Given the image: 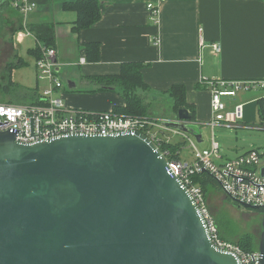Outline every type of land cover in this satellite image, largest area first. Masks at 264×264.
<instances>
[{
	"label": "water",
	"instance_id": "1",
	"mask_svg": "<svg viewBox=\"0 0 264 264\" xmlns=\"http://www.w3.org/2000/svg\"><path fill=\"white\" fill-rule=\"evenodd\" d=\"M190 120L180 108L163 124L200 142ZM15 137L0 130V264H241L213 245L193 197L144 134ZM239 204L263 209L264 264V207Z\"/></svg>",
	"mask_w": 264,
	"mask_h": 264
},
{
	"label": "crops",
	"instance_id": "2",
	"mask_svg": "<svg viewBox=\"0 0 264 264\" xmlns=\"http://www.w3.org/2000/svg\"><path fill=\"white\" fill-rule=\"evenodd\" d=\"M28 1L33 2L35 8L26 19L9 5L16 24L12 32L4 33L10 47L7 61L18 57L25 63L12 70V82L37 92L38 96L48 86L36 76V58L30 50L39 42L27 30L28 23H48L54 36L56 73L62 83L57 92L70 108L104 111L123 105L121 93L102 89L92 79L96 75L118 73L124 62H142L146 66L141 69V75L149 89L142 94L149 108L153 102L159 108L147 115L162 122L176 121L177 111H173L171 103L167 110L160 107L159 102L167 98L163 92L173 84H182L186 100L195 111L188 126L200 134L201 123L211 118L210 94L200 84L201 80L264 79V0H164L159 4L158 0H97L101 17L79 31L72 28L77 13L67 7L75 0ZM148 3L158 5L156 22L151 19ZM213 42L221 45L217 54L211 51ZM88 43L98 44L96 60L89 59ZM80 58L85 62H79ZM65 77L69 79L66 82ZM68 81L73 86L69 87ZM262 97L264 89L241 92L229 98L230 106L245 104L243 120L233 125L210 127L211 134L202 148H207L213 137L219 145L218 162L228 160L221 151L223 139L219 141L214 135L215 128L229 132L264 129L259 103ZM175 138L177 140H172L182 141ZM202 142L201 135L200 144ZM250 149L254 148H246L235 157Z\"/></svg>",
	"mask_w": 264,
	"mask_h": 264
},
{
	"label": "built area",
	"instance_id": "3",
	"mask_svg": "<svg viewBox=\"0 0 264 264\" xmlns=\"http://www.w3.org/2000/svg\"><path fill=\"white\" fill-rule=\"evenodd\" d=\"M164 0H158V4ZM11 7L26 19L34 10L35 4L28 0H9ZM157 4L148 3L151 19L156 22ZM26 28V25H23ZM215 54L221 51L219 42L210 44ZM41 56L35 60L36 76L48 83L39 93L40 103L12 104L0 102V130L15 132V141L32 143L67 134H111L122 132H140L152 140L158 147L171 142L177 136L188 142L191 160L171 159L168 166L179 178L193 197L202 213L210 239L218 249L234 253L241 264H260L257 249L247 251L238 244L223 239L217 226L209 216L206 198L201 188L192 180L195 173L208 172L219 184L222 193L236 203L264 207V153L256 149L222 162H218L219 145L213 139L207 148H198L196 140L190 134L166 126L161 120L144 116H125L114 110L93 111L67 107L61 94L62 83L56 73L57 61L54 47L40 44ZM84 63L85 59L80 58ZM200 84L210 94L211 118L201 126L213 128L215 125H233L243 120L244 103L229 105L228 98L241 92L264 89V79H206ZM264 100V97H262ZM187 126L190 121H182ZM190 126V125H189ZM169 132L165 135L163 132ZM166 158L169 151L162 152ZM168 159V158H167Z\"/></svg>",
	"mask_w": 264,
	"mask_h": 264
},
{
	"label": "trees",
	"instance_id": "4",
	"mask_svg": "<svg viewBox=\"0 0 264 264\" xmlns=\"http://www.w3.org/2000/svg\"><path fill=\"white\" fill-rule=\"evenodd\" d=\"M4 5H10L9 0ZM3 5V6H4ZM67 7L74 9L77 13L76 21L73 25L74 31H79L93 25L101 17V8L97 0H75L70 2ZM17 11V10H16ZM18 12V11H17ZM19 14V13H18ZM18 27H16V30ZM27 30L32 33L39 44L30 50V53L39 58L41 56L40 44L47 47H53L54 36L52 27L48 23L29 24ZM87 54L90 60L97 59L98 44L88 43ZM25 63L18 57H13L8 60L3 68L4 75L2 76L4 82L0 87L1 102H7L12 104H28V103H40L37 92L30 89H26L22 86H18L12 82L11 72L14 68L24 65ZM146 66L142 62H124L120 65L119 72L116 74L96 75L93 77V81L99 84L100 88L108 90H116L123 95L124 104L117 105L113 108L119 114L125 116H144L147 115L148 103L145 102V98L142 94L144 91H148V85L144 82L141 69ZM163 94L171 100L173 111H177L180 108H185L191 115V120L194 119V107L188 103L185 97V87L182 84H173ZM260 99V115L264 120V111L262 102ZM185 141H171L159 145V149L162 152L169 151L167 155L168 160L180 159L181 145ZM192 180L197 184L206 198L208 189L212 186H217L220 191L221 188L217 181L208 172L195 173L192 176ZM222 192V191H221ZM226 197V196H225ZM228 198V197H226ZM263 211V210H262ZM220 236L228 240L224 234L227 232V225L224 221L217 223ZM223 232V234H222ZM237 244L244 250L252 251L257 249L254 244V238L251 234L245 233L240 236Z\"/></svg>",
	"mask_w": 264,
	"mask_h": 264
},
{
	"label": "rangeland",
	"instance_id": "5",
	"mask_svg": "<svg viewBox=\"0 0 264 264\" xmlns=\"http://www.w3.org/2000/svg\"><path fill=\"white\" fill-rule=\"evenodd\" d=\"M13 12L14 11L9 5L0 7V87L4 82L2 77L4 75L3 68L9 58L8 54L10 51L8 42L9 39L6 35L8 31L12 32L14 30L13 27L16 24V19L12 17L14 15ZM9 23L11 25H9ZM4 33H6V35ZM67 80L69 79L65 77L64 82ZM0 100H2L1 93ZM170 103L171 100L167 97L159 102V106L169 110ZM157 106L158 105L153 102L151 107H148L147 113L152 114L159 111ZM198 131L202 135L203 142L200 144V142L196 139L195 140L198 148H202L204 144L207 143L208 137L211 134V129L208 126H200ZM214 135L219 141H221L220 138L223 139L224 143L221 145L223 147L221 151L222 154H226V157L229 159L234 158L238 152H242L246 148H254L258 150V152L264 153V129L247 130L245 132L232 129V131L229 132L228 130H219V128H215ZM190 136L193 137L192 135ZM173 139L177 140L175 137H173ZM180 139L183 140L182 138ZM227 149H229V151ZM180 154L181 159L191 160L192 156L190 148L188 147V142L185 141V143L181 145ZM206 207L209 216L213 219L216 226L220 221H224L226 223L227 232L224 235L228 241L237 244L241 235L249 233L253 236L254 244L257 246L260 236L262 212L246 208L229 198H224L217 186H212L208 189L206 193Z\"/></svg>",
	"mask_w": 264,
	"mask_h": 264
},
{
	"label": "flooded vegetation",
	"instance_id": "6",
	"mask_svg": "<svg viewBox=\"0 0 264 264\" xmlns=\"http://www.w3.org/2000/svg\"><path fill=\"white\" fill-rule=\"evenodd\" d=\"M263 209H259L258 211L262 212Z\"/></svg>",
	"mask_w": 264,
	"mask_h": 264
}]
</instances>
